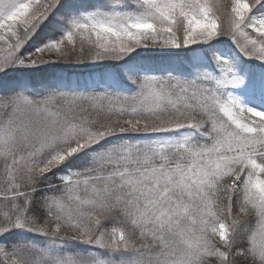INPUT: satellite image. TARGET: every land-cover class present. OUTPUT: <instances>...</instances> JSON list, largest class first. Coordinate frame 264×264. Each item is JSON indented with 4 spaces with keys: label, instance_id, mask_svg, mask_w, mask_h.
<instances>
[{
    "label": "snow or ice",
    "instance_id": "1",
    "mask_svg": "<svg viewBox=\"0 0 264 264\" xmlns=\"http://www.w3.org/2000/svg\"><path fill=\"white\" fill-rule=\"evenodd\" d=\"M0 264H264V0H0Z\"/></svg>",
    "mask_w": 264,
    "mask_h": 264
},
{
    "label": "rangeland",
    "instance_id": "2",
    "mask_svg": "<svg viewBox=\"0 0 264 264\" xmlns=\"http://www.w3.org/2000/svg\"><path fill=\"white\" fill-rule=\"evenodd\" d=\"M224 26L227 27V18H224ZM62 67L72 68V69H78L81 72H76L72 74L73 80L79 78L81 80L88 79V71L87 69L90 67V65H76V64H63Z\"/></svg>",
    "mask_w": 264,
    "mask_h": 264
},
{
    "label": "trees",
    "instance_id": "3",
    "mask_svg": "<svg viewBox=\"0 0 264 264\" xmlns=\"http://www.w3.org/2000/svg\"><path fill=\"white\" fill-rule=\"evenodd\" d=\"M43 38V34H41V36L40 37H38L37 38V40H39V39H42ZM150 63H155V64H166L167 63V61H162V60H154V61H150ZM64 68H67V67H64ZM68 69H72V68H68ZM75 71L73 72V73H76V72H81L80 70H78V69H74ZM50 71V70H49ZM72 73V74H73ZM46 74H48V72L46 71L45 73H42V75H46ZM67 74V73H66ZM95 75L98 77L99 76V73L97 72V73H95Z\"/></svg>",
    "mask_w": 264,
    "mask_h": 264
}]
</instances>
